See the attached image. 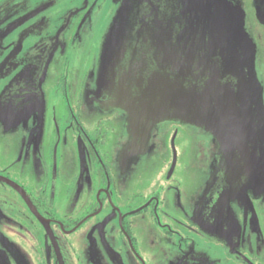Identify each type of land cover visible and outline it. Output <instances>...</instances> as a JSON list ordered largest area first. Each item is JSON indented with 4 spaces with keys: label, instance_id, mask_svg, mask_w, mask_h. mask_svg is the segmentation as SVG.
Returning <instances> with one entry per match:
<instances>
[{
    "label": "flooded vegetation",
    "instance_id": "af4514ba",
    "mask_svg": "<svg viewBox=\"0 0 264 264\" xmlns=\"http://www.w3.org/2000/svg\"><path fill=\"white\" fill-rule=\"evenodd\" d=\"M137 1L130 22L122 20L116 29L107 23L106 30L118 33L100 34L90 61L91 18L87 25L68 23L64 11L82 5L85 16L92 0H0V229L12 239L15 225L21 228L16 218H34L45 230L37 214H48L45 195L58 173L73 180L82 163L86 174L93 172L86 186L91 189L95 178L106 188L118 149L125 165L122 192L114 195L122 198L117 232L125 258L119 264H264V173L254 171L264 153V0L248 1L252 20L242 6L248 38L260 42L253 54L263 108L255 106V91L245 89L251 52L238 44L234 19L224 22L217 9L214 15L200 7L197 12L192 0ZM57 53L59 68L50 65ZM54 73L58 82L51 85ZM176 78L187 94L193 91L189 99L200 111L203 91L214 84L210 108L216 103L219 110H235L246 122L254 169L246 171L228 127L210 121L218 118L217 109L198 115L200 125L155 118L159 89L169 93ZM182 137L184 147L177 144ZM192 138L203 153L206 179L179 200L172 178ZM115 139L119 148L111 147ZM153 170L159 177L154 184L147 178L152 184L144 193L138 178ZM89 218H80L71 232ZM61 259L52 248L50 264H63Z\"/></svg>",
    "mask_w": 264,
    "mask_h": 264
},
{
    "label": "rangeland",
    "instance_id": "374dc122",
    "mask_svg": "<svg viewBox=\"0 0 264 264\" xmlns=\"http://www.w3.org/2000/svg\"><path fill=\"white\" fill-rule=\"evenodd\" d=\"M192 1H195L197 12H200L197 10L200 7L201 10L214 15L217 9L218 12H223L224 22L229 20L228 18L234 19V27L237 35L239 34L238 44L241 43L243 47L254 54L260 49L259 40L255 41L248 38L243 23L246 14L242 6L246 8L247 18L252 20L251 12L248 11L249 0ZM92 2L94 3L90 5V9L85 16H82L84 11L81 10L82 5L78 8L80 10L67 8L64 11L67 13L65 21L68 23L72 22L73 24L74 22H78L80 26L81 23L87 25L89 22L85 19L91 18L93 26L91 32L93 35L87 40L85 49V52H88L85 56L90 61L93 56V46L99 42L98 36L100 34L102 36L108 31L106 30L108 28L106 27L107 23L116 29L115 26L120 21L125 20L130 22L132 18L134 19L137 4H139L137 0H92ZM230 14L232 16L229 17ZM108 33L117 34L118 32L108 31ZM59 55V53L54 55L50 65L59 68ZM259 57L264 62V52ZM253 59V66H255L254 56ZM63 72L65 71L61 69L58 74L61 76ZM58 74L56 73L55 75L54 73L55 76L49 79L51 85H56L58 82ZM88 74L90 75L91 73ZM192 140L195 143L186 151V154L179 153V159L172 178V180H176V182H172L176 186V193L174 194H176L179 200H184L186 195H194L196 189L206 179L205 171L200 168L201 165L203 168V153H200L201 150L199 149L197 139L194 140L192 138ZM179 143L183 145V137L177 142V144ZM111 147H120L118 139L113 140ZM116 152L118 156L117 154L113 156L114 160L111 161L106 172L108 173L106 188L104 186L105 182H99L95 178L92 180L91 189L86 186L87 179L89 175L90 177L92 176L93 172L91 171L92 174H86L82 163H79L73 180H66L67 175L63 171L58 173V178L53 181V186L49 185L47 187L45 195V198L49 201L45 206L48 214H43L45 216L37 214L43 221L46 227L45 230L40 231L39 222L34 218L28 220L16 218L15 222L21 228H16L15 225L14 233H10L14 237H11L12 239L9 238L6 232L0 229V237L4 239V248L2 249V246H0V264H50L52 248L59 254V258L62 257L61 261H63V264L121 263L125 258V252L122 248L120 233L117 230L121 226L119 215H121L122 211V198L120 202V200L114 198V195L122 192L121 184L118 180L121 176V168L123 169L125 165L121 164L120 166L121 154L118 149ZM258 159L264 166V153L258 155ZM185 163H188V175L186 177L188 179L184 182ZM86 165L88 166L87 162L85 163ZM89 169L92 170V168ZM152 172L153 174L145 172L142 174V177L138 178L140 186L144 190L150 184L156 183L159 177L157 170H153ZM101 175L102 173H99L100 177ZM147 178L153 179L152 183H149ZM209 179L207 178V181ZM130 187L134 194L137 190V182L135 180L131 181ZM108 197L111 200L107 199ZM55 202H57V205ZM46 216H53L56 219L54 222L57 225L53 226V223H50V220ZM87 216H90V218L83 221L80 220L79 226H75V232L72 233L71 228L73 225L80 218ZM146 236L145 238L151 240L150 233H146ZM8 247L11 249L10 252L7 249ZM39 256L44 260H39ZM25 257H28V260H25Z\"/></svg>",
    "mask_w": 264,
    "mask_h": 264
},
{
    "label": "water",
    "instance_id": "95a60500",
    "mask_svg": "<svg viewBox=\"0 0 264 264\" xmlns=\"http://www.w3.org/2000/svg\"><path fill=\"white\" fill-rule=\"evenodd\" d=\"M253 56L254 54L251 53L250 56L251 72L249 73V76L246 80L247 87H245L243 84H239L240 85L239 91L243 89L242 87H245V89H247L248 91H255L256 97H259V101L255 103V106L256 108H263L260 100L261 99L260 88H258V82L254 74ZM242 58L244 60L243 64L247 65L246 64L247 58L244 56H242ZM241 74L242 72L240 73V75ZM175 82H176L175 86H173L170 89L169 93L167 88L159 89V95H156V97L159 98L160 103L157 105V110L154 111L155 118L162 119V117H165L166 115H170V117H175L184 122L200 125L202 119L201 118L199 119L198 115H200L201 113L216 114L217 113L216 109H217L218 118L212 119L210 121L215 124L221 123L222 125L228 127L231 136H233V138L235 139V145L239 147V151H240L239 155L241 157V160L243 161V165H245L246 171H250L254 169V167L249 168L252 165L251 162L253 160L251 158L250 164L248 163V161L250 160L249 158L250 153L246 148L247 136L246 134H243V133H247V128L245 126L246 122L239 117L238 113L235 112V110H231L230 112H227L225 110H219L221 109V107L218 109L216 103H214L213 107H211L212 109L210 108V103L208 101L210 98L209 90L210 87L214 84H211V86L207 87L203 91L204 101L202 103V108L200 111L199 110L200 104L199 105L196 104L195 98H193L194 100L189 99L190 97L189 94H191L193 91L187 94L188 91L183 87L182 82H179V79L177 78L175 79ZM252 106H254V104H252ZM144 112H145V108H144ZM256 161H260V160L258 159ZM258 170H261L262 173H264V166L263 165L259 166L258 164H256L254 171H258Z\"/></svg>",
    "mask_w": 264,
    "mask_h": 264
}]
</instances>
